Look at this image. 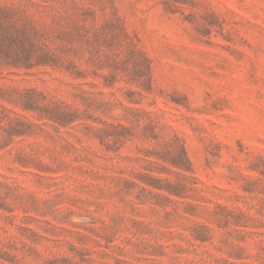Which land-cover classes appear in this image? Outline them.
<instances>
[{
  "label": "rangeland",
  "instance_id": "374dc122",
  "mask_svg": "<svg viewBox=\"0 0 264 264\" xmlns=\"http://www.w3.org/2000/svg\"><path fill=\"white\" fill-rule=\"evenodd\" d=\"M0 7V264H264V0Z\"/></svg>",
  "mask_w": 264,
  "mask_h": 264
},
{
  "label": "trees",
  "instance_id": "16d2710c",
  "mask_svg": "<svg viewBox=\"0 0 264 264\" xmlns=\"http://www.w3.org/2000/svg\"><path fill=\"white\" fill-rule=\"evenodd\" d=\"M10 14L8 8L0 7V55L6 58L12 57L13 61L16 62L19 60L16 59L18 55L12 50V47L18 45L21 48L19 53L27 54L28 49L25 48V43L29 40V34L24 28L6 22L11 17ZM13 128L11 127V129ZM0 258L3 257L0 255Z\"/></svg>",
  "mask_w": 264,
  "mask_h": 264
}]
</instances>
